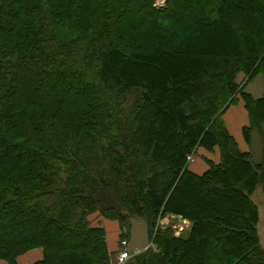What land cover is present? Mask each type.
Here are the masks:
<instances>
[{
  "label": "trees",
  "instance_id": "1",
  "mask_svg": "<svg viewBox=\"0 0 264 264\" xmlns=\"http://www.w3.org/2000/svg\"><path fill=\"white\" fill-rule=\"evenodd\" d=\"M259 74L264 0H0V260L111 264L94 215L125 239L147 221L136 264H264V91L244 89ZM238 97L246 150L221 118ZM199 147L220 157L197 174Z\"/></svg>",
  "mask_w": 264,
  "mask_h": 264
},
{
  "label": "rangeland",
  "instance_id": "2",
  "mask_svg": "<svg viewBox=\"0 0 264 264\" xmlns=\"http://www.w3.org/2000/svg\"><path fill=\"white\" fill-rule=\"evenodd\" d=\"M164 3H165V0H154V5L157 8H162L164 6ZM237 81L239 83H242V81H243V74L242 73L238 74ZM263 87H264V78L262 77V75L259 74V75L254 76L249 82H247L244 89L246 91H250V93L252 92L254 94V97H255L256 95L263 94L260 91V90H262ZM263 91H264V88H263ZM224 117H225V119H227L229 121V130H230L231 134L233 135V137L235 138V140L238 141L239 147L241 149L246 150L247 144L245 143V139H244V137H242L243 135L241 133V130H242L241 121H242L243 125L247 124L249 122V116H248V114L244 108V102L240 97H238L237 101H235V103L231 104L223 112V115L221 116L222 121H223L224 125L226 126ZM244 118H245V121L243 123ZM254 135H255V140L257 141L259 135H257L256 133H254ZM251 140L253 141V136H252ZM259 142H260V137H259ZM251 147H252L251 152H252V150H253V152H255V146L253 148V142L251 143ZM260 149H261V145L259 144V150ZM215 154H216V152H215L214 148L212 151H208V150L204 149L203 147H199L196 152H192L191 154H189V156H187L188 168L190 170H192V167L195 168L197 165H200V167H202V169H198L199 171H197V172H195L193 170L192 171L197 173V174L202 173L204 170H206L208 168V163L206 161L207 159H210V160L213 159L214 161H216V159H215L216 155ZM252 156H253V154H252ZM218 161H216V162H218ZM251 198L256 203V205L258 207L259 219H258V223H257V234L259 237L260 245L262 248H264V195H263V192H262L260 187H257L255 189V191L251 195ZM168 216H173V215H165L162 217L165 220L164 219L161 220L162 219L161 218L158 220V222L161 220L160 221L161 225L162 224H170V223L174 222V221L169 222L168 219L166 218ZM91 217H93V216H91ZM170 218H174V217H170ZM102 221H104L103 223H104L105 231H108L110 236L112 234H114L112 236V238L114 240L113 243L116 246V248H118V234H119V228H118V224H117L118 221L116 222V220H111V219H106V218H102L101 222ZM92 222H93V219H92ZM182 227L183 226H181L180 228L175 227L177 229L176 234H178L180 231L183 230ZM120 228H123V230L125 232H127L128 228L126 225L122 226Z\"/></svg>",
  "mask_w": 264,
  "mask_h": 264
},
{
  "label": "crops",
  "instance_id": "3",
  "mask_svg": "<svg viewBox=\"0 0 264 264\" xmlns=\"http://www.w3.org/2000/svg\"><path fill=\"white\" fill-rule=\"evenodd\" d=\"M264 88V87H263ZM263 88L261 91V93H263ZM250 93V91H247ZM251 94L253 95L254 97V94L251 92ZM262 95V94H261ZM261 95H256L255 97H259ZM247 112V111H246ZM230 117V116H229ZM225 119V117H224ZM245 121V118L243 120V123ZM247 121V120H246ZM225 124H226V127H227V130L229 131V133L231 134L230 130H229V121L227 119H225ZM246 124H242V121H241V126L243 128V126H245ZM241 133H242V130H241ZM257 134V133H256ZM232 135V134H231ZM258 135V134H257ZM233 136V135H232ZM253 136V141L251 140V143L253 142V148L255 146V152H253L252 150V154H253V160L254 162H259L261 160V152L259 150V137L257 139V141L255 140V135L254 133L252 134ZM252 136H251V139H252ZM243 137V136H242ZM244 140V139H243ZM238 143V141H237ZM259 143V144H258ZM239 145V144H238ZM217 147L214 148L215 152H216V161L219 160V156H220V153H219V150L218 148L216 149ZM240 148V147H239ZM241 149V148H240ZM247 149V147H246ZM252 149V147H251ZM241 150H244V149H241ZM213 160V159H212ZM214 161V160H213ZM214 161V162H216ZM198 169H202V167H200V165H197L195 168L192 167V170L197 172L199 171ZM170 217H174V218H170ZM168 219L169 222L171 221H174L172 222L173 223V226L176 227V228H180L181 226H183L182 228L183 229H187L189 227V222L187 220L185 221H178V219L175 217V216H168L166 217ZM91 219H93V222L92 224L96 225L97 223L101 224V226L104 228V221L101 222V219L102 218H99V217H96L93 215V217H91ZM164 218H162L161 220H163ZM176 219V221H175ZM160 220V221H161ZM165 220V219H164ZM160 221L158 222V224H160ZM117 222V221H116ZM118 224V228H119V234H118V248H116V246L114 245V240L112 238V236L114 234H112L110 236L109 232L108 231H105V237H106V242H107V247H108V251H109V254H110V257H111V264H119L118 262V259H117V256H118V251L119 249L121 248L120 247V241L125 239V237L123 236V231L121 228H120V225L119 223L117 222ZM161 225V224H160ZM164 225H167V224H162L161 226H164ZM105 230V228H104ZM43 256V249L40 248V247H35V248H32L26 252H24L23 254H20L17 258H16V264H33L34 262L40 260ZM133 256V255H132ZM131 256L126 259L125 263L124 264H136L134 262L131 261ZM0 264H8L6 261L4 260H0Z\"/></svg>",
  "mask_w": 264,
  "mask_h": 264
},
{
  "label": "water",
  "instance_id": "4",
  "mask_svg": "<svg viewBox=\"0 0 264 264\" xmlns=\"http://www.w3.org/2000/svg\"><path fill=\"white\" fill-rule=\"evenodd\" d=\"M176 218L180 222L185 221L181 216H177ZM129 224L130 229L126 251L129 255H135L138 252L146 250L151 245L148 223L143 217L130 216Z\"/></svg>",
  "mask_w": 264,
  "mask_h": 264
},
{
  "label": "built area",
  "instance_id": "5",
  "mask_svg": "<svg viewBox=\"0 0 264 264\" xmlns=\"http://www.w3.org/2000/svg\"><path fill=\"white\" fill-rule=\"evenodd\" d=\"M127 239H123L120 241L121 249L118 251V262L119 264H124L126 259L129 258V254L126 251Z\"/></svg>",
  "mask_w": 264,
  "mask_h": 264
}]
</instances>
